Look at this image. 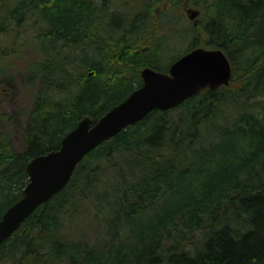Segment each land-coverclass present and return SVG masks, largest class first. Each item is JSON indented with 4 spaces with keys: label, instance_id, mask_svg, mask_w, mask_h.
Segmentation results:
<instances>
[{
    "label": "trees",
    "instance_id": "16d2710c",
    "mask_svg": "<svg viewBox=\"0 0 264 264\" xmlns=\"http://www.w3.org/2000/svg\"><path fill=\"white\" fill-rule=\"evenodd\" d=\"M185 1L0 0V78L32 89L20 150L17 114L0 110V219L32 158L122 102L142 69L198 48V27H174ZM191 5L238 87L152 111L90 151L0 245V264H264V0Z\"/></svg>",
    "mask_w": 264,
    "mask_h": 264
},
{
    "label": "water",
    "instance_id": "95a60500",
    "mask_svg": "<svg viewBox=\"0 0 264 264\" xmlns=\"http://www.w3.org/2000/svg\"><path fill=\"white\" fill-rule=\"evenodd\" d=\"M196 15L191 12L190 18ZM140 77L141 85L95 123L84 117L62 138L57 150L38 155L26 164L28 182L21 198L8 207L0 219V245L36 208L65 188L78 163L90 151L152 111H167L202 90L227 86L232 72L220 49L198 47L171 63L167 72L146 67Z\"/></svg>",
    "mask_w": 264,
    "mask_h": 264
},
{
    "label": "rangeland",
    "instance_id": "374dc122",
    "mask_svg": "<svg viewBox=\"0 0 264 264\" xmlns=\"http://www.w3.org/2000/svg\"><path fill=\"white\" fill-rule=\"evenodd\" d=\"M165 5L157 7L155 13L160 14V9H163ZM191 12H195L197 15L194 18H190ZM200 11L198 8L191 5V0H186L180 5V8L175 17L174 27L179 26L181 23L186 22L187 20L199 28L200 32V42L198 47L207 49L206 41L207 37L200 28ZM173 29V28H172ZM172 47L176 45L171 43ZM187 40H182L180 43H177L176 49L179 51L186 50L188 48ZM239 85L238 79L233 82H230L229 88H236ZM31 88L26 86L20 79L16 78L12 82H5L0 78V110H4L10 113H15L17 122L13 127V146L16 150L21 148V136L20 132L23 128V119H22V110H26L28 103L30 102Z\"/></svg>",
    "mask_w": 264,
    "mask_h": 264
},
{
    "label": "bare ground",
    "instance_id": "6f19581e",
    "mask_svg": "<svg viewBox=\"0 0 264 264\" xmlns=\"http://www.w3.org/2000/svg\"><path fill=\"white\" fill-rule=\"evenodd\" d=\"M218 96V95H217ZM186 101V100H185ZM180 106H181V104H180ZM158 111V110H157Z\"/></svg>",
    "mask_w": 264,
    "mask_h": 264
}]
</instances>
